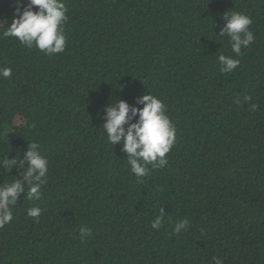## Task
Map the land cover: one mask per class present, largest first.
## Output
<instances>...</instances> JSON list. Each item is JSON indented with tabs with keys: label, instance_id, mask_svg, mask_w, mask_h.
Segmentation results:
<instances>
[{
	"label": "trees",
	"instance_id": "trees-1",
	"mask_svg": "<svg viewBox=\"0 0 264 264\" xmlns=\"http://www.w3.org/2000/svg\"><path fill=\"white\" fill-rule=\"evenodd\" d=\"M64 2V52L0 38V66L12 69L0 76V160L36 142L49 161L41 199L21 194L0 229V264H264V0ZM15 7L0 0V35ZM230 9L253 19L255 41L224 74ZM149 93L167 105L176 141L166 167L137 178L100 117L117 98L142 108ZM14 177L0 167V185ZM184 218L190 227L173 235ZM80 226L92 229L83 243Z\"/></svg>",
	"mask_w": 264,
	"mask_h": 264
},
{
	"label": "clouds",
	"instance_id": "clouds-1",
	"mask_svg": "<svg viewBox=\"0 0 264 264\" xmlns=\"http://www.w3.org/2000/svg\"><path fill=\"white\" fill-rule=\"evenodd\" d=\"M34 7L37 10H33ZM68 8L64 0H16L15 11L10 26H6L0 38L14 37L21 45L28 49H38L45 55L51 56L65 51L67 37L65 24L69 17ZM224 25L219 36L227 35L231 51L234 56L221 54L218 57L220 71L230 74L241 63L236 58L241 55L243 48H249L255 41L251 30L253 19L247 14L231 9L224 13ZM2 23V21H0ZM215 26V25H214ZM12 69L0 66V76L10 78ZM251 96H244L245 103L251 101ZM240 103V99L235 101ZM137 105L131 106L122 99H115L104 109L101 119L107 142L111 145L120 144L122 151L127 154V162L131 173L137 178L149 174L148 166L152 169L164 168L168 165L167 154L171 151L176 141V127L167 114V105L154 94H146L137 98ZM257 104L252 103L250 111L257 109ZM135 120V122H133ZM0 167L5 171L16 168L19 177H14L11 182L0 185V229L13 220V207L17 204L21 194L29 201L40 200L43 186L47 184L49 161L41 154L40 145L36 142L28 144V150L23 158L14 156L0 160ZM42 213L39 206L27 209V216L36 218ZM166 212L163 207L159 214L151 221V227L159 230L165 221ZM187 218L174 224L172 234L179 235L190 227ZM92 236V229L80 226L78 238L83 243ZM74 238H76L74 236ZM213 264H223V259L212 257Z\"/></svg>",
	"mask_w": 264,
	"mask_h": 264
}]
</instances>
